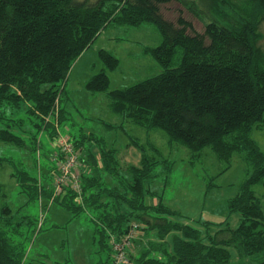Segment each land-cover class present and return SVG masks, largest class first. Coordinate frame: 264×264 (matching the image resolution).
<instances>
[{"label": "trees", "instance_id": "obj_1", "mask_svg": "<svg viewBox=\"0 0 264 264\" xmlns=\"http://www.w3.org/2000/svg\"><path fill=\"white\" fill-rule=\"evenodd\" d=\"M172 3L179 9L178 16L170 18L173 10L167 6ZM185 13L201 22L204 32L195 30ZM145 24L154 25L162 37L160 45L144 48L162 72L108 92L112 111L142 129L165 131L171 144L190 151L192 164L209 148L225 165L221 174L230 170L235 155H244L252 169L250 177L228 200L229 217L224 222L189 218L146 187L161 162L135 141L141 167L123 170L115 149L102 150L104 171L112 177L106 181L103 171L90 168L96 172L91 175L87 168L81 181L85 205L74 204L76 195L70 188L53 202L73 218L85 208L101 207L105 221L99 222L106 227L99 223L96 232L108 252L101 264H113L110 240L125 237L135 221L159 235L153 242L147 236L136 241L135 248L148 245L138 257L129 254L132 264H236L235 257L237 264H245L252 256L261 259L256 264H264V211L252 190L264 186V153L250 137L254 126L264 127V0H0V142L23 149L21 137L12 132L21 121L19 113L29 114L31 120L48 117L65 92L73 66L105 30ZM99 55L107 70L119 67L111 53L101 50ZM109 85L107 73L101 72L87 90L107 92ZM81 161L91 167L90 158L83 156ZM53 169L47 176L41 173L43 185L38 184L40 175L21 170L13 174L17 194L24 195L26 205L52 199ZM126 172L131 181L121 175ZM1 190L0 264H33L26 260L24 244L12 241L16 234L8 236L7 230L21 216L18 226L34 231L39 219L22 214L21 208L14 212ZM148 198L158 203L150 205ZM234 215L240 219L236 228L229 221Z\"/></svg>", "mask_w": 264, "mask_h": 264}, {"label": "rangeland", "instance_id": "obj_2", "mask_svg": "<svg viewBox=\"0 0 264 264\" xmlns=\"http://www.w3.org/2000/svg\"><path fill=\"white\" fill-rule=\"evenodd\" d=\"M167 7L170 8L168 10H173V15L166 14L168 17L178 16L176 10L179 9L178 4L172 3ZM184 16L194 24L195 30L204 32L201 22L193 19L188 13ZM261 28L264 33V25ZM161 42L162 37L158 29L151 24L139 27L113 26L108 28L77 60L64 85L65 92L58 100L59 104L48 117L39 116V119H36L33 116L31 120L29 114L19 113L21 116L18 118L21 121L17 124L13 123L12 132H16L21 137L18 141L20 146H24L23 149H16L15 146L0 142V187L1 191L6 194V201L12 202L14 212L21 208L23 209L22 214L29 215L33 220L34 217L39 219L34 231L33 227L29 230L25 228V225L18 226L21 216L9 224L7 230L8 236L12 233L16 234L12 241L19 245L20 241L24 244L27 262L33 264H101L108 259V252L100 246L102 240L96 232L99 221L104 220L100 218L103 211L101 207L98 206L99 211H90L85 208L84 214L73 218L71 212L53 202L57 197H64L66 194L65 189L56 186L57 160L54 154L63 149L58 147L60 141L72 145L79 151L80 160L83 156L86 161L90 158L91 167L85 162L83 164L89 168L91 175L96 167L98 173L101 171L105 173L102 159V150L105 149L116 150V158L123 170L124 168L141 167L142 154L135 145L136 141L146 148L147 153L153 156L155 161L161 162L152 173L151 178L153 179L150 178L146 182V187L161 194L164 204L183 216L209 221L213 224L224 222L229 217L228 200L239 192L252 171L244 155H235L230 170L222 174L225 165L217 160L209 148L204 150L200 161L192 164L190 151L181 144H171L165 131L142 129L111 109L108 92L132 86L162 72L158 63L151 56L146 55L143 49V46L156 47ZM262 45L264 47V41ZM101 50L111 53L119 60L120 65L116 70L106 69L99 55ZM101 72H106L110 79L108 91L91 92L87 90L89 81ZM1 126L2 123L0 129H2ZM250 137L264 153V127L254 126ZM164 161H167V164H163ZM50 169H53L54 175L52 199L47 202L39 198L26 205L24 195L17 194L18 183L13 178V174H18L21 170L32 176L39 177L40 175L39 179H43L38 184L43 185L44 176L49 175ZM144 170L148 172L147 166ZM42 172L44 176L41 175ZM127 172L121 175L126 176L128 180L131 174ZM112 174L117 175V172ZM108 175L109 173L103 174L106 181L111 176ZM44 186L50 189V184ZM252 190L260 199L264 211V186H253ZM76 198L74 204L83 207L84 200L79 202ZM147 201L150 205H154L153 202L158 203L156 199ZM2 205L0 202V213L3 209ZM46 206L48 211L45 209ZM229 221L231 226L236 228L240 219L234 215ZM22 222L25 223L23 220ZM132 225L138 227L136 232L138 243L142 236H147L152 242L158 239L159 234L155 230H144L145 227L137 221ZM147 245L142 244L134 256L138 257L143 250L147 249ZM133 249L131 253L135 252V247ZM231 251L234 252V250ZM255 257H249L244 263L256 264L261 260ZM261 257L264 259V254ZM234 262L237 264V257L234 258Z\"/></svg>", "mask_w": 264, "mask_h": 264}, {"label": "built area", "instance_id": "obj_3", "mask_svg": "<svg viewBox=\"0 0 264 264\" xmlns=\"http://www.w3.org/2000/svg\"><path fill=\"white\" fill-rule=\"evenodd\" d=\"M59 104L56 101L55 108ZM58 147H62V151L55 155L57 160L56 169L57 177L56 186L59 188H70L76 195V200L82 201V176L87 173L86 165L80 160V152L77 151L72 145H67L60 141ZM138 227L132 225L129 233L117 240L113 238L111 240V246L113 248V264H131L129 254L134 250L136 244V232Z\"/></svg>", "mask_w": 264, "mask_h": 264}, {"label": "crops", "instance_id": "obj_4", "mask_svg": "<svg viewBox=\"0 0 264 264\" xmlns=\"http://www.w3.org/2000/svg\"><path fill=\"white\" fill-rule=\"evenodd\" d=\"M144 48L145 47H147V46H143ZM143 48V49H144ZM143 52V51H142ZM154 203V205H156V203L155 202H153ZM194 219V218H193ZM61 246H62V244H61ZM141 247V244H138V246H137V248H135V252L133 253V255H135L138 251H139V248ZM87 252H90L89 250H86ZM27 255V254H26ZM45 256V255H44Z\"/></svg>", "mask_w": 264, "mask_h": 264}]
</instances>
